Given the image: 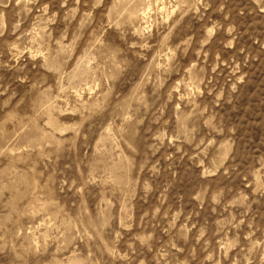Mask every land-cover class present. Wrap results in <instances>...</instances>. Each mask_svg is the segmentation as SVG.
Masks as SVG:
<instances>
[{"label":"rangeland","instance_id":"374dc122","mask_svg":"<svg viewBox=\"0 0 264 264\" xmlns=\"http://www.w3.org/2000/svg\"><path fill=\"white\" fill-rule=\"evenodd\" d=\"M0 264H264V0H0Z\"/></svg>","mask_w":264,"mask_h":264}]
</instances>
